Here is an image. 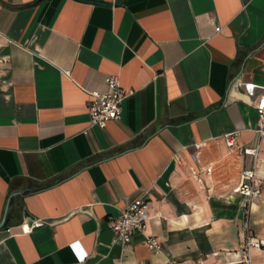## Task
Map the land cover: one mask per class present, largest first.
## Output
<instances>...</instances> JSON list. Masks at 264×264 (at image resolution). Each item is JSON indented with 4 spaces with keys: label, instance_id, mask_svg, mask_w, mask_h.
I'll return each instance as SVG.
<instances>
[{
    "label": "crops",
    "instance_id": "1",
    "mask_svg": "<svg viewBox=\"0 0 264 264\" xmlns=\"http://www.w3.org/2000/svg\"><path fill=\"white\" fill-rule=\"evenodd\" d=\"M100 1L110 6L0 0V223L24 192L0 229V264H79L84 252L86 264L236 260L246 221L236 188L254 162L225 135L239 148L260 141L243 86H264V0ZM107 76L130 95L118 121L86 134ZM145 192L159 253L109 228ZM26 219L48 223L25 235ZM248 224L264 240V194ZM252 259L264 264V252Z\"/></svg>",
    "mask_w": 264,
    "mask_h": 264
},
{
    "label": "built area",
    "instance_id": "2",
    "mask_svg": "<svg viewBox=\"0 0 264 264\" xmlns=\"http://www.w3.org/2000/svg\"><path fill=\"white\" fill-rule=\"evenodd\" d=\"M221 28H216V32H220ZM69 75V72H67ZM106 90L104 92H95L92 94L93 101L89 108L90 126L86 130V134H90L93 128L106 129L111 122L118 121L122 114V104L130 95V92L122 87L121 81L117 76H107L105 78ZM243 90L245 94L254 101V108L258 114L257 134L260 141L257 146L250 148H239L236 141L237 133H229L225 135L226 144L231 149H239L242 153L253 158V166L243 170L236 192L243 196L246 200L244 205L245 214V234L241 249L235 255L236 260L224 264H253L252 250L257 249L264 252V240L253 236L249 233L248 219L251 213V206L255 201L260 199L264 194V176L258 171V159L261 141L264 139V86L254 83L244 84ZM200 144L195 145V149L199 150ZM196 160V156H192ZM206 173L211 174V169H207ZM148 193L145 192L133 202L128 204L120 215L112 220L109 228L114 233L116 239L124 244L131 243L134 235L142 234L145 236V246L152 253L161 252L162 246L160 241L146 234L150 216ZM46 220H28L26 219L19 225L21 234H31L34 230L46 225ZM10 231V230H9ZM78 242L71 244L76 250ZM89 258L88 253L77 257L79 264H86Z\"/></svg>",
    "mask_w": 264,
    "mask_h": 264
},
{
    "label": "water",
    "instance_id": "3",
    "mask_svg": "<svg viewBox=\"0 0 264 264\" xmlns=\"http://www.w3.org/2000/svg\"><path fill=\"white\" fill-rule=\"evenodd\" d=\"M82 3H87V4H94V5H100V6H110L109 3L100 1V0H76ZM125 0H120L118 2L117 5H122L124 3ZM24 192L23 191H16L14 193H12L8 199L7 205H6V209H5V213H4V218L2 220V222L0 223V229L2 228H6L7 224L9 222V218H10V210L11 207L14 203V201L21 195H23Z\"/></svg>",
    "mask_w": 264,
    "mask_h": 264
}]
</instances>
